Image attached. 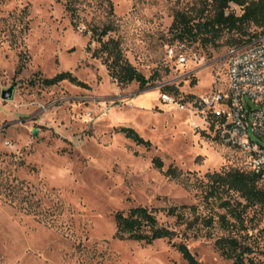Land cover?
I'll return each mask as SVG.
<instances>
[{"label": "rangeland", "instance_id": "1", "mask_svg": "<svg viewBox=\"0 0 264 264\" xmlns=\"http://www.w3.org/2000/svg\"><path fill=\"white\" fill-rule=\"evenodd\" d=\"M66 1L0 0V264H187L173 247L180 242L200 264H232L215 245L228 235L249 244L264 264V211H247L245 231H225L218 223L224 211L206 200L202 186L208 173L246 169L243 153L204 129L193 105L215 83L225 88L237 35L225 33L217 47L193 43L187 53L200 62L181 74L166 54L178 43L174 15L199 14L203 0H112V37L152 79L146 89L121 86L93 57L98 44L88 50L86 30L108 20L106 8L85 0L75 25ZM11 88L13 99L4 100ZM164 93L177 103L163 102ZM118 127L133 128L150 148ZM171 166L183 178L167 176ZM183 205L197 208L184 210L188 220L214 216L216 223L178 224L167 211ZM137 206L155 210L176 232L173 242L115 238L116 213Z\"/></svg>", "mask_w": 264, "mask_h": 264}, {"label": "trees", "instance_id": "2", "mask_svg": "<svg viewBox=\"0 0 264 264\" xmlns=\"http://www.w3.org/2000/svg\"><path fill=\"white\" fill-rule=\"evenodd\" d=\"M83 3L85 0H67L65 3L66 11L75 25H77L80 16L79 8ZM96 3L99 7L106 8L108 20L103 25H91L86 30L87 33H90L88 50H92L93 43L98 44L92 51L93 57L102 60L110 77L119 85L127 86L135 82L141 89L149 88L152 79L147 78L129 61L121 42L112 37V33L117 30L113 1L96 0ZM203 3L205 8L197 15L186 11L175 12L171 32L179 44H184L189 48L193 43L201 42L205 46L217 47L218 40L225 33H230L237 35L233 42H235V47H239L264 34V0H203ZM232 4L238 8L240 14L237 13L236 8H232ZM88 5H91V2L88 1ZM208 8L211 15L205 13ZM252 27L257 29L256 33H252ZM166 90L174 89L167 87ZM115 131L124 133L128 137L138 140L139 143H146L148 149L150 148V141L140 138L133 128L118 127ZM154 163L159 169L164 166L162 159L158 157L154 158ZM166 175L181 179L184 173L171 166ZM206 178L207 181L202 184L205 188V198L207 201L211 199L224 211L218 215V223L223 230L243 232L247 229L245 224L247 211L254 208L264 211V184L252 171L231 169L224 172L208 173ZM13 188L15 187H7L8 194L13 195ZM22 200L24 203L28 202L26 197ZM187 209L196 213L197 208L195 205L171 207L167 214L175 217L178 224H185L188 228L198 222H201L205 228H212L216 223L214 216L200 217L196 215L193 221L188 220L184 212ZM115 223V238L120 240L151 244L157 239H166L171 243L176 237L174 230L160 224L155 210L144 206L130 208L128 212L116 213ZM261 233H264V228ZM215 245L222 255L233 260L232 264H259L252 256L255 254L253 248L235 235L221 237L216 240ZM173 247L181 253L187 264H200L186 243H173Z\"/></svg>", "mask_w": 264, "mask_h": 264}, {"label": "built area", "instance_id": "3", "mask_svg": "<svg viewBox=\"0 0 264 264\" xmlns=\"http://www.w3.org/2000/svg\"><path fill=\"white\" fill-rule=\"evenodd\" d=\"M187 52L184 44L167 47L168 62L175 63L181 74L200 62L197 55ZM161 99L168 104L177 103L166 93ZM193 105L204 129L241 151L246 169L264 184V34L245 45L229 48L225 88L215 83L209 93L194 99Z\"/></svg>", "mask_w": 264, "mask_h": 264}, {"label": "water", "instance_id": "4", "mask_svg": "<svg viewBox=\"0 0 264 264\" xmlns=\"http://www.w3.org/2000/svg\"><path fill=\"white\" fill-rule=\"evenodd\" d=\"M13 97H14V89L13 88L3 92L2 98L4 100H12Z\"/></svg>", "mask_w": 264, "mask_h": 264}]
</instances>
